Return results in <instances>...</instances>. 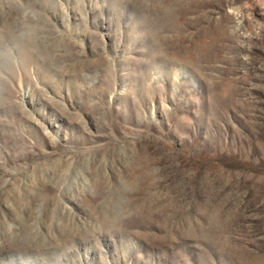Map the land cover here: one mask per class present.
Instances as JSON below:
<instances>
[{
  "label": "rangeland",
  "instance_id": "1",
  "mask_svg": "<svg viewBox=\"0 0 264 264\" xmlns=\"http://www.w3.org/2000/svg\"><path fill=\"white\" fill-rule=\"evenodd\" d=\"M0 264H264V0H0Z\"/></svg>",
  "mask_w": 264,
  "mask_h": 264
},
{
  "label": "bare ground",
  "instance_id": "2",
  "mask_svg": "<svg viewBox=\"0 0 264 264\" xmlns=\"http://www.w3.org/2000/svg\"><path fill=\"white\" fill-rule=\"evenodd\" d=\"M10 256H11V259H12V260L17 261V256H16V255H10Z\"/></svg>",
  "mask_w": 264,
  "mask_h": 264
},
{
  "label": "water",
  "instance_id": "3",
  "mask_svg": "<svg viewBox=\"0 0 264 264\" xmlns=\"http://www.w3.org/2000/svg\"><path fill=\"white\" fill-rule=\"evenodd\" d=\"M10 255H16V252L13 251V252L10 253Z\"/></svg>",
  "mask_w": 264,
  "mask_h": 264
}]
</instances>
